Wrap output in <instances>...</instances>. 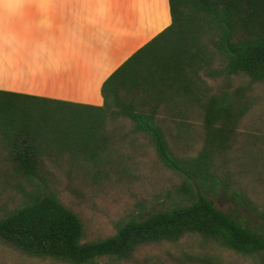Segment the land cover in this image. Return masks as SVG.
I'll use <instances>...</instances> for the list:
<instances>
[{
    "label": "trees",
    "instance_id": "16d2710c",
    "mask_svg": "<svg viewBox=\"0 0 264 264\" xmlns=\"http://www.w3.org/2000/svg\"><path fill=\"white\" fill-rule=\"evenodd\" d=\"M169 1L172 23L105 80L103 105L0 90L2 243L64 264H226L223 253L264 264V225L211 198L225 165L264 163V0ZM157 169L184 179L180 198L121 218L109 235H91L49 189ZM180 246L191 251L169 250Z\"/></svg>",
    "mask_w": 264,
    "mask_h": 264
},
{
    "label": "crops",
    "instance_id": "0c3cea01",
    "mask_svg": "<svg viewBox=\"0 0 264 264\" xmlns=\"http://www.w3.org/2000/svg\"><path fill=\"white\" fill-rule=\"evenodd\" d=\"M0 23V90L100 106L105 80L172 17L169 0H0Z\"/></svg>",
    "mask_w": 264,
    "mask_h": 264
},
{
    "label": "rangeland",
    "instance_id": "374dc122",
    "mask_svg": "<svg viewBox=\"0 0 264 264\" xmlns=\"http://www.w3.org/2000/svg\"><path fill=\"white\" fill-rule=\"evenodd\" d=\"M14 29V24H7ZM1 31V23H0ZM250 127L245 131L254 130ZM257 127V126H255ZM257 132H261L259 129ZM244 140V138H242ZM264 146V145H263ZM242 154V153H241ZM257 159L233 160L220 171L223 185L211 194L215 204L233 212L251 226L264 225V163L262 154ZM248 171V173H247ZM149 176L131 182L122 183H73L66 182L50 186L49 189L61 194L64 201L73 207L84 218L91 235H109L115 229V223L130 214H141L146 211L164 209L173 205L181 196L179 186L184 179L169 169H157L148 172ZM0 205L7 201L6 194H1ZM187 246L169 249L180 255ZM194 251L198 246L193 244ZM167 249L155 254L166 257ZM264 262V257L259 256ZM262 259V260H261ZM226 264H252L236 255L223 253ZM0 264H64L51 260L32 259L23 256L13 248L0 241ZM94 264H119L110 258H104Z\"/></svg>",
    "mask_w": 264,
    "mask_h": 264
}]
</instances>
